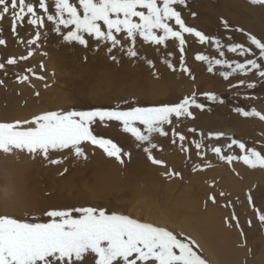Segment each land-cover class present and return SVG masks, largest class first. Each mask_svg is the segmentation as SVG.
I'll return each mask as SVG.
<instances>
[{"label": "snow or ice", "instance_id": "snow-or-ice-1", "mask_svg": "<svg viewBox=\"0 0 264 264\" xmlns=\"http://www.w3.org/2000/svg\"><path fill=\"white\" fill-rule=\"evenodd\" d=\"M248 4L264 8V0H248ZM187 9L188 0H77L75 3L51 0V4L49 0H38V3L0 0V21L10 19L14 37H19L18 28L25 25L32 30L30 38L16 41L26 44V55H10L0 63V69L28 60L35 50L45 47L50 34L59 37L63 44H76L83 48L94 42L96 49L103 46L109 58L117 62L114 50L135 60L139 59L138 41L155 46L171 41L179 46L178 68L171 60L166 62V68L172 73H182L194 82L195 76L186 59L191 38L202 49L210 48L216 54L212 56L203 51L194 54V61L205 66L207 73L218 75L225 82L242 77L238 83H229L230 89L243 88L250 92L258 84L264 85V36L258 37L242 27L233 28L226 19L220 20L225 33H240L243 41H235L231 34L224 37L206 34L186 21ZM187 15L196 17V13L190 10ZM6 44V39L0 38V45ZM40 54L47 56L43 51ZM227 54H232L233 58H226ZM147 63L149 68L153 67L151 60ZM15 79L24 83L29 77L16 74ZM200 96L209 104L223 105L226 102L214 92H204ZM241 98L254 101L259 97L244 95ZM194 110H206L196 91L182 98L139 106L126 99L123 105L118 103L88 110H46L33 114L30 119L0 122V154L23 153L30 160L40 158L47 166L61 165L69 157L87 161L89 151L99 150L109 162L126 167L132 159V151L111 137L96 134V129L103 126L114 128L118 135L130 140L131 147L141 153L151 166L163 168L161 175L168 179L181 175L168 168L166 162L156 155L162 151L156 141L169 137V132L171 143L177 145L179 142V151L185 154L186 163L191 162V148L203 162L193 163L192 172L211 167L205 160L208 152L229 166L238 162L249 169H264V144L258 150L255 145L248 146L224 132L209 131L205 135L195 127H189L187 132L199 139L189 141L178 129L184 121L196 119ZM232 111L241 117L264 122V110L235 107ZM234 148L238 152L231 154ZM58 154H62V158H55ZM16 160L19 162L18 155ZM68 171L64 168L60 175ZM219 195L225 197L223 191ZM207 200L217 204L215 195H209ZM247 204L264 225V211L255 208L250 193L247 194ZM223 206L235 209L233 202ZM43 216L47 219L33 216L30 222L7 214L0 215V264H84L88 258L94 264H210L202 255V245L190 235L174 233L122 212H109L99 206L74 205L63 210H45ZM223 223L228 228L240 230V236H244L235 211Z\"/></svg>", "mask_w": 264, "mask_h": 264}, {"label": "rangeland", "instance_id": "rangeland-1", "mask_svg": "<svg viewBox=\"0 0 264 264\" xmlns=\"http://www.w3.org/2000/svg\"><path fill=\"white\" fill-rule=\"evenodd\" d=\"M29 2L38 3V0ZM71 2L75 3L77 0ZM49 3L51 4V0ZM189 10L196 13L195 18L187 15ZM185 19L206 34L220 37L231 34L237 42L244 40L242 34L225 33L220 24L221 19H226L233 28L242 27L258 37L264 36V8L252 6L248 4V0H188ZM31 31L25 25L18 28L19 37H14L10 19L0 21V38L7 41L6 46L0 45V63H4L10 55H26V44H18L16 41L20 38L27 40ZM136 47L139 59L130 60L124 53L114 50L119 61L117 62L109 58L103 46L96 49L94 42H90L88 48H83L76 44H63L59 37L50 34L45 47L35 50L28 60L0 69V122L30 119L33 114L46 110H88L97 106L108 107L118 103L123 105L126 99L138 106L146 105L182 98L196 91L206 110H194L196 119L184 121L178 129L189 141L193 138L199 139L187 132L189 127H195L205 135L209 131L224 132L244 141L248 146L255 145L258 150L264 144V122L241 117L232 111L235 107L264 110V85L258 84L250 92L243 88L230 89L229 83H238L242 77L231 78L225 82L218 75L207 73L205 66L194 61V54L199 51L212 56L216 54L210 48L202 49L191 38L187 45L186 59L187 66L195 76L194 82L184 74L172 73L166 68L169 60L178 68V43L169 41L165 45L155 46L138 41ZM41 51L46 52L47 56L41 55ZM226 58L231 59L233 56L227 54ZM149 60L153 62L151 68L147 63ZM29 68L31 71H28ZM16 74H27L29 79L18 83ZM41 76L43 79H38ZM248 79L251 80L250 77ZM37 92L39 96L36 95ZM204 92H214L225 99V104H209L200 96ZM244 95L259 98L248 101L241 98ZM96 134L111 137L126 150L132 151V159L126 167L109 162L99 150L89 151L87 161H77L69 157L61 165L47 166L40 158L30 160L23 153L11 156L0 154V165H4L2 170L7 167V174L0 175V185L3 186L2 182L8 179L13 181V192L9 190L11 197L0 205V215L7 214L31 222L33 216L46 220L43 216L45 210H63L74 205L99 206L109 212H122L180 234L183 232L177 227L178 223L175 225L172 219L167 220L166 213L171 208L174 209L175 205L181 208L183 203L181 214L187 211L190 214L191 203H194L197 211H213L222 226L229 230L232 229L226 227L223 221L235 211L244 232L243 237L238 236L239 242L235 245L246 250L240 254L242 264L256 262L257 251H261L262 246L258 241L254 245L252 242L257 238H264V225L260 224L256 219V212L247 204V194H251L255 208L264 211V169H249L238 162L229 166L208 152L205 160L211 167L192 172L193 163L203 162L195 155V149L191 148V162L186 163L185 154L179 151V142L173 145L169 132V137L156 141L162 149L156 155L166 162L168 168L181 175L168 179L161 175L163 168L148 164L143 155L131 147V141L118 135L114 128L101 126L96 129ZM237 152L238 149L231 150V154ZM17 155L19 162L16 160ZM55 158H62V154ZM64 168L69 171L60 175ZM8 173H11L10 176ZM221 191L225 193V197H220ZM14 193L21 202L17 207L12 205L14 209H9L8 204H13L15 199ZM209 195L216 196L217 204L207 200ZM228 202H233L235 209L223 206ZM202 255L207 257L203 251ZM84 264H94V261L88 258Z\"/></svg>", "mask_w": 264, "mask_h": 264}, {"label": "bare ground", "instance_id": "bare-ground-1", "mask_svg": "<svg viewBox=\"0 0 264 264\" xmlns=\"http://www.w3.org/2000/svg\"><path fill=\"white\" fill-rule=\"evenodd\" d=\"M247 25H249V24H247ZM249 28H250V26H249ZM263 127H264V125H263ZM98 156L99 155H97V157ZM95 158H96V156H95ZM95 161H97V160H95ZM93 163H94V161H93ZM2 166L4 167V165H2ZM2 166L0 165V175L1 176H2V173L7 174V172H6L7 167L5 168L6 170L5 169L2 170V168H3ZM98 168H100V167H98ZM94 170H93V173H94ZM11 173H13V171ZM10 174H9V176H10ZM206 174H208V173H206ZM2 179H3V177H2ZM11 182H13V181L8 179V180H5L4 182H2V183H4L3 186L0 185V205L1 206H2L3 201H6L8 198L11 197V196H9V193H8L9 190L11 192H13ZM101 185H99V186L101 187ZM99 186H98V188H100ZM102 187H104V186L102 185ZM19 191H20V189H19ZM14 192H16V190H14ZM13 196H15V199L12 201L13 204H11V205L8 204L9 209H14V207L12 205H15V207H17L18 205H20L19 202H21V200L20 201L18 200L19 198L15 193ZM27 198H28V196H27ZM22 205H24V204H22ZM181 205L183 207V203ZM38 206H40V204ZM182 207L178 208V206L175 205L174 209L171 208L170 211L168 213H166V219L167 220L172 219V221L175 225H176V223H178L177 227L180 228L183 233H185L186 235H190L191 237L195 238L202 245V251L206 254V256H207L206 258H208L212 264H237V258H239L241 250L234 247V241H233L234 239L231 241L229 239V237L224 236V234L227 233L228 229H225L222 226L220 220L213 213V211H211V210H206L204 212H201L200 210L197 211L196 205L194 203H191L190 214H189V211H187L184 214H181ZM261 243H262V249H261L262 251H260V252H263L264 242H261Z\"/></svg>", "mask_w": 264, "mask_h": 264}, {"label": "crops", "instance_id": "crops-1", "mask_svg": "<svg viewBox=\"0 0 264 264\" xmlns=\"http://www.w3.org/2000/svg\"><path fill=\"white\" fill-rule=\"evenodd\" d=\"M230 229H232V230H229L228 229V231H227V233H225L224 234V236H227V237H229V239L232 241L233 239V241H234V247L235 248H237V249H239V250H241V252H240V254L241 253H243L244 251H246L245 250V248H242L241 246H235L236 245V243H238L239 242V237H241L240 236V234H239V231H238V229H233V228H230ZM238 232V233H237ZM239 236V237H238ZM259 242V244H260V246H262V243L261 242H264V238L263 237H260V238H257L254 242H252L253 243V245H254V243H256V242ZM230 250V249H229ZM262 251V250H261ZM240 256V255H239ZM241 256L239 257V258H237V264H242V260H241ZM209 260V259H208ZM230 261V260H229ZM255 261L256 262H254V261H251V264H264V247H263V252H260V251H257V258L255 259ZM211 263V262H210ZM212 264V263H211Z\"/></svg>", "mask_w": 264, "mask_h": 264}]
</instances>
